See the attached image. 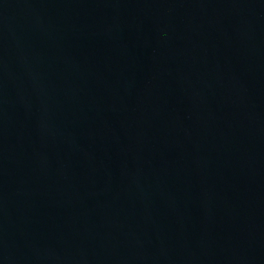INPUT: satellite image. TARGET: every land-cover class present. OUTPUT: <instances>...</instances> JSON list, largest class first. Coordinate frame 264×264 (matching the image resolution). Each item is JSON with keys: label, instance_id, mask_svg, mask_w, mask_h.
<instances>
[{"label": "water", "instance_id": "obj_1", "mask_svg": "<svg viewBox=\"0 0 264 264\" xmlns=\"http://www.w3.org/2000/svg\"><path fill=\"white\" fill-rule=\"evenodd\" d=\"M0 264H264V0H0Z\"/></svg>", "mask_w": 264, "mask_h": 264}]
</instances>
